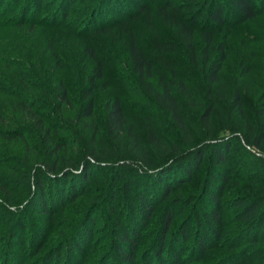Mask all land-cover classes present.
Returning a JSON list of instances; mask_svg holds the SVG:
<instances>
[{
	"label": "rangeland",
	"instance_id": "1",
	"mask_svg": "<svg viewBox=\"0 0 264 264\" xmlns=\"http://www.w3.org/2000/svg\"><path fill=\"white\" fill-rule=\"evenodd\" d=\"M225 1L0 0V264H125L116 253L122 226L134 235L131 264H264V219L242 223L234 207L264 196V142L246 146L264 107V0H252L257 15L244 22L223 9L220 28L208 17ZM223 41L226 57L208 86L204 58ZM130 45L149 63L144 80ZM97 65L93 115L79 121ZM165 89L179 122L156 99ZM115 99L126 121L116 141L104 107ZM213 146L229 147L216 236L199 217L221 169L211 166ZM50 166L56 176L43 170Z\"/></svg>",
	"mask_w": 264,
	"mask_h": 264
},
{
	"label": "trees",
	"instance_id": "2",
	"mask_svg": "<svg viewBox=\"0 0 264 264\" xmlns=\"http://www.w3.org/2000/svg\"><path fill=\"white\" fill-rule=\"evenodd\" d=\"M225 5L223 4H215L214 10L210 12L208 20L211 24L219 26L220 28L224 26L225 19H224V12L223 9L228 11L229 14L232 15L234 20L236 22H244L247 20L253 19L257 15V10L252 5V0H226ZM167 5V2H166ZM161 10H164L161 7ZM181 30L188 35V45L189 46V55L190 58L195 60V52L191 44V33L189 32V29L186 28L184 25L181 26ZM210 38L208 35H205L204 38V46L202 48V54L206 56L207 50L210 47ZM226 43L223 41L218 46V54L217 56L210 62H208L207 58L205 59V62L208 63V72L206 73V81L208 86L214 84L217 82V75L221 69V65L226 57ZM130 58H131V64H132V70L133 73L136 74L139 78L144 80V76L149 73L150 66L149 63L144 59L143 55L139 52L137 48H135L133 45H130ZM93 74L89 75L88 77V85L84 88L83 97H84V104L82 109L78 112L76 118L81 121L83 119H91L94 111V100L92 97V92L95 89V82L101 78V68L99 65L94 67L92 69ZM262 97H264V89L262 91ZM60 100L62 102L67 103V96L66 92L63 90L60 93ZM157 101L166 108V110L178 120L179 114L177 110V106L175 101L173 100L170 92L168 89H165L162 94L156 95ZM237 103V99H235ZM22 105V104H21ZM24 105L23 108H25ZM105 111H106V128L108 136L112 140H117L119 136L124 132V127L126 125L125 118L122 113L121 105L118 100H112L107 101L104 105ZM26 112L29 113V118L34 122L36 126H38L42 130V121L40 120L39 116L29 110V108H26ZM208 113H206V116ZM258 115L261 117L260 122V132L254 134L252 140L250 142H246L247 147H256L259 148L261 143L264 142V107L262 109L258 110ZM179 122V120H178ZM130 129V128H129ZM128 129V130H129ZM150 132V130H149ZM4 137H8V133H2ZM149 135L152 136L151 133ZM133 137V140H135V137ZM60 148V145L57 144L54 146L53 152H55L57 149ZM212 157H211V166L214 168L220 167L218 172H213L212 175L209 177V185L207 186V190L205 192V199L209 203V208L204 209L201 208L199 210L201 220L206 225V228L212 233L213 236L218 235V231L221 227V213H220V205H219V197L221 195L222 186L223 184L227 183L228 181V174L226 173L225 168L222 166L226 163V159L228 157V151L229 147H218L213 146L212 150ZM199 158V155H197ZM135 168L138 171H142L144 169L140 164L135 166ZM218 169V168H217ZM43 170L49 175V176H56V170L55 167H44ZM187 174V173H186ZM35 179L37 181L39 189H41L40 184L42 183L41 175L39 174V171H37V175L35 176ZM66 180V177H64ZM156 182H158L159 185H161L162 189L165 190V192L168 190L167 187V180L166 179H159L157 178ZM62 185L65 184H61ZM222 185V186H221ZM64 189V188H62ZM164 195H167V192L164 193ZM139 199H145V196L139 193ZM140 203H142L144 211L149 212V205L146 204L145 200H140ZM234 207L236 210L239 211L238 213V220L242 223H252L257 221V227L259 226L258 221L261 219H264V196L261 198H258L254 201L249 202L248 200H236L234 202ZM45 208V206H44ZM169 221V217H166L163 222V227L165 228L167 223ZM121 229L118 232V237H116L117 243H116V253H117V259L122 261V263L125 264H131L132 258H131V249L134 246L133 244V238L134 235L131 232H127L125 227L122 226ZM251 241H258L256 238V235L251 238ZM199 248L200 250L203 249V241H199ZM128 251V252H127ZM202 252V251H201ZM160 255V253H159Z\"/></svg>",
	"mask_w": 264,
	"mask_h": 264
}]
</instances>
